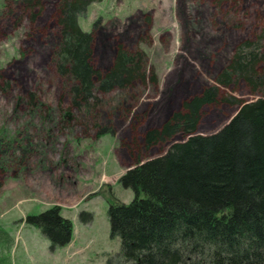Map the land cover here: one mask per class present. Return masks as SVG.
<instances>
[{
    "label": "rangeland",
    "instance_id": "obj_1",
    "mask_svg": "<svg viewBox=\"0 0 264 264\" xmlns=\"http://www.w3.org/2000/svg\"><path fill=\"white\" fill-rule=\"evenodd\" d=\"M56 1L38 0L26 8L0 0V141L6 149L0 264H103L105 254L117 253L120 239L109 234L108 202L128 203L134 195L118 178L138 157L161 155L184 138L176 134L146 148L145 133L160 128L185 98L216 85L234 49L258 37L264 25V0L94 2L78 22L94 31L96 67H109L118 45L138 48L146 53L157 83L109 92L91 116H66L57 124L68 100L51 55ZM220 92L201 108L198 133H213L229 121L238 106L227 100L253 97L243 83L220 86ZM31 94L44 104L40 110L28 104ZM96 122L114 135L96 137ZM52 206L72 226L70 241L54 248L39 227L25 222L27 215ZM80 212L89 219L81 221Z\"/></svg>",
    "mask_w": 264,
    "mask_h": 264
},
{
    "label": "trees",
    "instance_id": "obj_2",
    "mask_svg": "<svg viewBox=\"0 0 264 264\" xmlns=\"http://www.w3.org/2000/svg\"><path fill=\"white\" fill-rule=\"evenodd\" d=\"M99 1L55 3L57 31L51 55L68 100L57 124L66 116L71 120L91 116L109 92L157 83L146 53L138 48L118 45L109 67H96L94 31L83 30L78 19ZM15 2L27 8L38 0ZM215 82L185 98L160 128L145 133L146 148L176 134L184 138L161 155L138 157L118 178L134 195L128 203L115 198L108 202L109 234L119 237L120 249L105 254L103 264H264V25L258 37L234 49ZM240 83L252 99L227 100L238 106L229 121L213 133H198L201 108L220 97V86L234 88ZM28 104L44 106L34 94ZM94 125L96 137L115 133L109 126ZM5 153L0 141V189ZM79 218L89 219L82 212ZM25 222L39 227L53 248L70 241L71 221L58 206L27 215Z\"/></svg>",
    "mask_w": 264,
    "mask_h": 264
},
{
    "label": "crops",
    "instance_id": "obj_3",
    "mask_svg": "<svg viewBox=\"0 0 264 264\" xmlns=\"http://www.w3.org/2000/svg\"><path fill=\"white\" fill-rule=\"evenodd\" d=\"M63 217H65V218H67L66 216H64V215H62ZM1 260H3V256H2V254L0 253V261ZM6 259L4 258V261H5Z\"/></svg>",
    "mask_w": 264,
    "mask_h": 264
}]
</instances>
